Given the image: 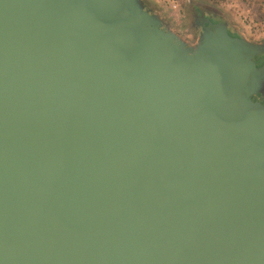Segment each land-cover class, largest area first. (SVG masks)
Masks as SVG:
<instances>
[{"label":"water","instance_id":"95a60500","mask_svg":"<svg viewBox=\"0 0 264 264\" xmlns=\"http://www.w3.org/2000/svg\"><path fill=\"white\" fill-rule=\"evenodd\" d=\"M188 54L133 0H0V264H264V75Z\"/></svg>","mask_w":264,"mask_h":264},{"label":"rangeland","instance_id":"374dc122","mask_svg":"<svg viewBox=\"0 0 264 264\" xmlns=\"http://www.w3.org/2000/svg\"><path fill=\"white\" fill-rule=\"evenodd\" d=\"M133 3L188 54L200 52L215 27L227 29L231 36L254 49H264V5L250 0H133ZM252 98L264 107V75L254 81Z\"/></svg>","mask_w":264,"mask_h":264},{"label":"trees","instance_id":"16d2710c","mask_svg":"<svg viewBox=\"0 0 264 264\" xmlns=\"http://www.w3.org/2000/svg\"><path fill=\"white\" fill-rule=\"evenodd\" d=\"M251 2H254V3H257L259 5H264V0H250ZM263 58V55H260V56H255L253 59H252V64L253 66L256 68V69H262L264 68V60H262Z\"/></svg>","mask_w":264,"mask_h":264},{"label":"flooded vegetation","instance_id":"af4514ba","mask_svg":"<svg viewBox=\"0 0 264 264\" xmlns=\"http://www.w3.org/2000/svg\"><path fill=\"white\" fill-rule=\"evenodd\" d=\"M262 60H264V58H262Z\"/></svg>","mask_w":264,"mask_h":264}]
</instances>
